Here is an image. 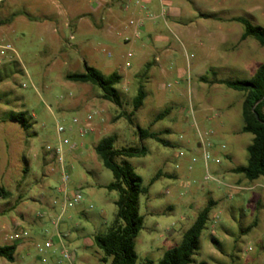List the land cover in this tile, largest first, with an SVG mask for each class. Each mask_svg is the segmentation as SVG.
Segmentation results:
<instances>
[{"label":"rangeland","instance_id":"rangeland-1","mask_svg":"<svg viewBox=\"0 0 264 264\" xmlns=\"http://www.w3.org/2000/svg\"><path fill=\"white\" fill-rule=\"evenodd\" d=\"M119 1L0 0V187L8 193L0 198V245L17 246L14 260L0 257V264H104L93 237L112 223L117 193L104 187L112 173L93 148L110 135L115 148H147L144 156L115 159L127 161L148 187L138 198L143 225L134 239L135 264L156 263L210 198L216 204L191 264H264V177L248 182L230 171L246 163L252 139L241 132L242 93L200 80L213 72L217 79H248L264 62V47L240 40L242 27L230 20L241 16L264 26V0H182V44L161 28L156 33L173 49L160 43L149 54L139 40L117 41L116 33L113 44L98 40L100 29L119 18ZM157 54L161 61L152 65ZM83 62L121 75L120 106L89 83L65 79L82 72ZM140 86L146 96L130 121ZM11 112H25L27 127L10 121ZM137 126L168 145L140 140ZM47 146H60V163ZM61 187L66 197L79 192L80 201L64 206V194L54 191ZM15 231L21 240L8 238ZM46 239L53 247L40 252ZM63 247L72 260L62 258Z\"/></svg>","mask_w":264,"mask_h":264},{"label":"trees","instance_id":"trees-1","mask_svg":"<svg viewBox=\"0 0 264 264\" xmlns=\"http://www.w3.org/2000/svg\"><path fill=\"white\" fill-rule=\"evenodd\" d=\"M230 20L241 25L240 40L252 38L264 47V26L254 24L241 16L232 17ZM212 75L214 77L210 80L205 76H201L200 80L210 84H221L242 93L240 110L243 125L241 132L251 134L252 139L246 146V163L235 166L230 171L243 175V178L248 182H254L260 177H264V62L257 67L248 79L222 80L215 77V72ZM65 79L89 83L101 91L103 99L112 102L116 106L121 105V94L115 87L120 83L121 75L115 71L105 75L95 67L83 62L82 72L68 73L65 75ZM145 96L143 87H138L131 101L132 111L127 119L131 121L130 116L142 106ZM168 112L169 109H166L159 113L156 120ZM9 120L24 127L28 125L25 112H11ZM137 131L140 140L151 138L163 145H168V142L162 139L157 132L139 126H137ZM115 140V135L103 137L98 140L93 148L101 164L112 173L113 180L104 187L108 191L117 193V198L114 201L116 207L114 219L106 232L93 237V244L102 252L100 260L104 264H135L137 255L134 248V239L143 225V217L139 213L138 198L141 194L147 193L148 187L142 185L140 175L127 161L118 163L115 159L117 157L144 156L147 153V148L143 145L115 148ZM157 177L158 174L151 179L150 183ZM6 196H8V193L0 187V198ZM215 204L216 202L211 198L208 199L191 225L182 233L180 240L167 248L156 263L151 259H146L144 264H191L193 255L199 249L200 234L205 228L209 212ZM253 224L247 230H250ZM16 248L15 243L0 245V257L13 261Z\"/></svg>","mask_w":264,"mask_h":264},{"label":"crops","instance_id":"crops-1","mask_svg":"<svg viewBox=\"0 0 264 264\" xmlns=\"http://www.w3.org/2000/svg\"><path fill=\"white\" fill-rule=\"evenodd\" d=\"M105 1L108 2L109 0ZM119 3V18L114 24L107 25L106 23L104 28L100 29L101 32L98 34V40L113 44L115 43L113 42L114 39L110 36H112L111 33H116L117 41L120 37L122 41L127 37L128 42L135 40L142 42L143 50H141V52L144 54L150 53L148 48L151 46L152 50L160 48V43H162L164 47H169L167 49L168 52H170L173 46L169 42V38L162 37L156 33L160 31L161 28H165L182 44V13L185 11V4L182 0H120ZM125 5L127 6L125 7ZM89 6L91 7V4H89ZM108 10H110V8H108ZM128 20H133L134 24L132 26L129 25ZM46 28L48 29L49 26ZM141 33L147 35L153 34L154 38L146 37L147 40H145V37H142ZM91 35L95 34L91 33ZM160 55L161 54H157L154 56L152 65L159 64L161 61ZM171 58V56H167L170 64ZM178 75L180 77L179 83L182 85V74ZM178 94L179 93L175 96ZM239 180L241 179L239 178L236 181ZM54 191L61 192V188H56Z\"/></svg>","mask_w":264,"mask_h":264},{"label":"built area","instance_id":"built-area-1","mask_svg":"<svg viewBox=\"0 0 264 264\" xmlns=\"http://www.w3.org/2000/svg\"><path fill=\"white\" fill-rule=\"evenodd\" d=\"M129 24L130 25H133L134 24V21L133 20H130L129 21ZM127 40H128V38L126 37L125 41H127ZM131 56H132V53L131 52H128L127 53V57H131ZM74 121H75V119H74ZM88 130L91 131L92 128H89ZM57 131L59 133H61V132L64 131V128L62 126H58L57 127ZM79 131H80L81 134L84 132L83 129H80ZM61 144H67V145H69V147L71 149L75 147V144L74 143H70V141L68 139H62ZM46 150H47V152H49V154L51 155V157L53 159H55V161L57 163H60L62 161L60 146H57L55 148L50 147V146H47L46 147ZM208 158H209L208 154L205 153V159H208ZM215 162H219V160L216 159ZM67 180H68V177H67L66 174H64L62 176V181L63 182H67ZM61 192L64 194V206H72L75 203H78L80 201L81 196H80V193L79 192H74L69 197H66L67 191H66V188L65 187H61ZM55 203H56V201L54 200L52 202V204H55ZM55 225H56V223H55ZM25 234H26V232H24V235ZM58 237L61 238L62 236L61 235H58ZM8 238L10 240H12V241H16V240H21L22 239V237L20 236V234L18 233V231H15L11 235H8ZM52 247H53V241L51 239H46L45 242H44V245H37V249L40 252H45L46 251L45 249H50ZM60 255L62 256L63 259L69 260V261L72 260L73 259V256H74L71 252H68L67 250H65V247H63V249L61 250Z\"/></svg>","mask_w":264,"mask_h":264},{"label":"water","instance_id":"water-1","mask_svg":"<svg viewBox=\"0 0 264 264\" xmlns=\"http://www.w3.org/2000/svg\"><path fill=\"white\" fill-rule=\"evenodd\" d=\"M262 99H263V98H262ZM262 99H260V100H262ZM260 100H259V101H260ZM255 115H256V117H258V115H257L256 113H255Z\"/></svg>","mask_w":264,"mask_h":264}]
</instances>
